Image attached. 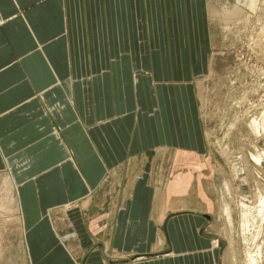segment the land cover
Listing matches in <instances>:
<instances>
[{
    "label": "crops",
    "instance_id": "crops-1",
    "mask_svg": "<svg viewBox=\"0 0 264 264\" xmlns=\"http://www.w3.org/2000/svg\"><path fill=\"white\" fill-rule=\"evenodd\" d=\"M181 3L168 36L163 3L128 17L124 0H0V205L17 204L22 241L2 264L236 262L211 243L221 187Z\"/></svg>",
    "mask_w": 264,
    "mask_h": 264
},
{
    "label": "rangeland",
    "instance_id": "rangeland-1",
    "mask_svg": "<svg viewBox=\"0 0 264 264\" xmlns=\"http://www.w3.org/2000/svg\"><path fill=\"white\" fill-rule=\"evenodd\" d=\"M124 1L130 17L135 0ZM136 1L146 17L163 3L174 20L168 17V36L177 35L183 25L174 0ZM184 1L189 32L200 36L189 40L192 69L183 76L192 91L193 126L206 147L201 155L209 165L206 179L217 180L224 196L214 188L210 198L213 222L220 220L212 247L219 250L224 241L220 255L235 256L233 264H264V0ZM145 25L150 30L149 21ZM19 228L17 204L10 210L0 205V255L22 243ZM248 253L256 254L255 263Z\"/></svg>",
    "mask_w": 264,
    "mask_h": 264
},
{
    "label": "bare ground",
    "instance_id": "bare-ground-1",
    "mask_svg": "<svg viewBox=\"0 0 264 264\" xmlns=\"http://www.w3.org/2000/svg\"><path fill=\"white\" fill-rule=\"evenodd\" d=\"M247 3V2H246ZM224 188H225V190H228V185L227 184H224ZM219 192H220V195H221V198L223 199V189H220L219 190ZM261 204L262 205H264V198L263 199H261ZM225 210H224V212H225V214L227 215V217L229 218V211H228V209L225 207L224 208ZM217 244V243H216ZM248 261H250V262H252V263H255L257 260H256V254H252V253H248Z\"/></svg>",
    "mask_w": 264,
    "mask_h": 264
}]
</instances>
